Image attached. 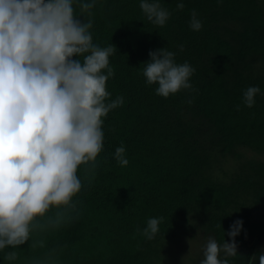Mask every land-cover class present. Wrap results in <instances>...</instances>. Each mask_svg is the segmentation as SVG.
<instances>
[{"label":"trees","instance_id":"trees-1","mask_svg":"<svg viewBox=\"0 0 264 264\" xmlns=\"http://www.w3.org/2000/svg\"><path fill=\"white\" fill-rule=\"evenodd\" d=\"M140 2L97 0L92 10L93 42L117 48L107 91L124 103L103 118L101 163L78 194L79 218L34 236L44 248L21 245L14 264L43 260L53 247L48 264H200L203 250L195 254L186 244L204 245L209 236L231 242L237 220L238 254L230 264L264 252V0H159L171 13L163 27L147 20ZM193 10L200 31L189 26ZM164 47L195 68L190 83L197 91L163 98L145 84L149 51ZM252 86L260 94L248 108L243 93ZM121 142L126 167L114 159ZM160 217L153 240L134 238ZM3 255L0 264H7Z\"/></svg>","mask_w":264,"mask_h":264},{"label":"clouds","instance_id":"clouds-1","mask_svg":"<svg viewBox=\"0 0 264 264\" xmlns=\"http://www.w3.org/2000/svg\"><path fill=\"white\" fill-rule=\"evenodd\" d=\"M76 3L0 0V252L7 264L19 259L16 249L26 242L29 249L45 247L44 240L34 236L79 218L78 194L93 183L101 163L97 158L103 151V118L124 103L122 96L112 100L106 88L114 77L110 57L117 48L94 43L90 31L97 0H80L79 15ZM139 7L158 27L170 19L159 0H141ZM184 7L183 2L177 4L178 10ZM189 26L202 29L195 10ZM148 55L142 75L146 85H156V95L197 91L190 83L195 72L190 63H177L176 53L166 47ZM257 94L259 87H248L243 104L253 107ZM114 159L121 167L128 165L123 142ZM162 221L148 219L134 238L140 234L153 240ZM241 227L240 220L230 226L231 242L219 244L209 236L200 264H230L229 258L238 254L235 238ZM56 254L53 247L45 259L31 264H48ZM257 258L264 264V252L253 254L248 264H256Z\"/></svg>","mask_w":264,"mask_h":264},{"label":"rangeland","instance_id":"rangeland-1","mask_svg":"<svg viewBox=\"0 0 264 264\" xmlns=\"http://www.w3.org/2000/svg\"><path fill=\"white\" fill-rule=\"evenodd\" d=\"M247 154H249V155H251V154H254V153H250V152H248ZM193 244H194V240H191L189 243H187L186 245L187 246H189V245H191V247L193 248V249H195V250H197V251H195V254L197 253V252H199L200 250H203V248H204V246H205V244L204 245H200V246H194L193 247ZM201 253L203 254V251H201ZM190 257H191V255H189ZM193 256V255H192ZM194 257V256H193Z\"/></svg>","mask_w":264,"mask_h":264}]
</instances>
